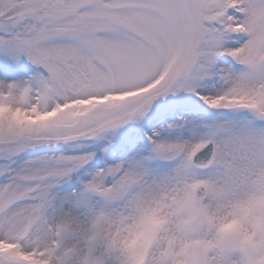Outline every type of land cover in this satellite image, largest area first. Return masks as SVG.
I'll use <instances>...</instances> for the list:
<instances>
[{
	"label": "snow or ice",
	"instance_id": "snow-or-ice-1",
	"mask_svg": "<svg viewBox=\"0 0 264 264\" xmlns=\"http://www.w3.org/2000/svg\"><path fill=\"white\" fill-rule=\"evenodd\" d=\"M0 264H264V0H0Z\"/></svg>",
	"mask_w": 264,
	"mask_h": 264
}]
</instances>
